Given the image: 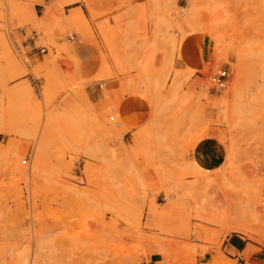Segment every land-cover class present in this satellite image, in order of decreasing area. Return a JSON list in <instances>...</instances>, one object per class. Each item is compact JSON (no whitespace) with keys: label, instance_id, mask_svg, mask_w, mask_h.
<instances>
[{"label":"rangeland","instance_id":"374dc122","mask_svg":"<svg viewBox=\"0 0 264 264\" xmlns=\"http://www.w3.org/2000/svg\"><path fill=\"white\" fill-rule=\"evenodd\" d=\"M0 264H264V0H0Z\"/></svg>","mask_w":264,"mask_h":264},{"label":"crops","instance_id":"0c3cea01","mask_svg":"<svg viewBox=\"0 0 264 264\" xmlns=\"http://www.w3.org/2000/svg\"><path fill=\"white\" fill-rule=\"evenodd\" d=\"M212 149L208 143H201L194 149L192 158L202 167L213 168L216 163L212 156H214Z\"/></svg>","mask_w":264,"mask_h":264},{"label":"built area","instance_id":"2783aa9c","mask_svg":"<svg viewBox=\"0 0 264 264\" xmlns=\"http://www.w3.org/2000/svg\"><path fill=\"white\" fill-rule=\"evenodd\" d=\"M228 79V73L223 68L216 69L210 76L209 82L215 89L223 90L225 88L226 81Z\"/></svg>","mask_w":264,"mask_h":264},{"label":"bare ground","instance_id":"6f19581e","mask_svg":"<svg viewBox=\"0 0 264 264\" xmlns=\"http://www.w3.org/2000/svg\"><path fill=\"white\" fill-rule=\"evenodd\" d=\"M215 15H216V13H215ZM216 16H217V15H216ZM115 125H119V124L116 123ZM32 250H33V249H32Z\"/></svg>","mask_w":264,"mask_h":264}]
</instances>
